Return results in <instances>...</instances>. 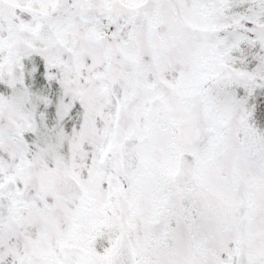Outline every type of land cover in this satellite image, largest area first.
<instances>
[{
    "label": "snow or ice",
    "instance_id": "6c2138e0",
    "mask_svg": "<svg viewBox=\"0 0 264 264\" xmlns=\"http://www.w3.org/2000/svg\"><path fill=\"white\" fill-rule=\"evenodd\" d=\"M0 264H264V0H0Z\"/></svg>",
    "mask_w": 264,
    "mask_h": 264
}]
</instances>
